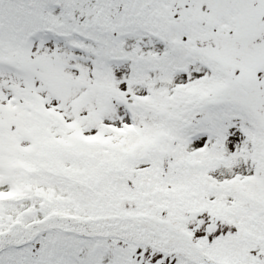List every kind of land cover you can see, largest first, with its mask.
Instances as JSON below:
<instances>
[{
	"label": "snow or ice",
	"instance_id": "1",
	"mask_svg": "<svg viewBox=\"0 0 264 264\" xmlns=\"http://www.w3.org/2000/svg\"><path fill=\"white\" fill-rule=\"evenodd\" d=\"M0 264H264V0H0Z\"/></svg>",
	"mask_w": 264,
	"mask_h": 264
}]
</instances>
